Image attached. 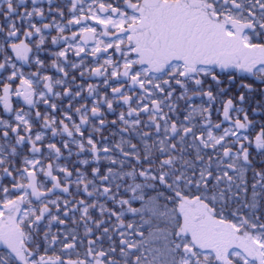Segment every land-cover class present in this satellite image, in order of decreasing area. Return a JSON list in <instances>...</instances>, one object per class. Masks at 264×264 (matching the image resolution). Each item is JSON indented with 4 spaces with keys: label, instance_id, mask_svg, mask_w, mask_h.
<instances>
[{
    "label": "snow or ice",
    "instance_id": "1",
    "mask_svg": "<svg viewBox=\"0 0 264 264\" xmlns=\"http://www.w3.org/2000/svg\"><path fill=\"white\" fill-rule=\"evenodd\" d=\"M0 264H264V0H0Z\"/></svg>",
    "mask_w": 264,
    "mask_h": 264
}]
</instances>
